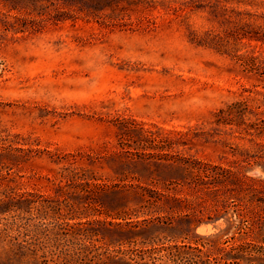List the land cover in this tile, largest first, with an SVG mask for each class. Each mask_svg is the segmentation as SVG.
I'll return each mask as SVG.
<instances>
[{"label": "rangeland", "instance_id": "1", "mask_svg": "<svg viewBox=\"0 0 264 264\" xmlns=\"http://www.w3.org/2000/svg\"><path fill=\"white\" fill-rule=\"evenodd\" d=\"M0 264H264V0H0Z\"/></svg>", "mask_w": 264, "mask_h": 264}, {"label": "trees", "instance_id": "2", "mask_svg": "<svg viewBox=\"0 0 264 264\" xmlns=\"http://www.w3.org/2000/svg\"><path fill=\"white\" fill-rule=\"evenodd\" d=\"M196 244H199V245H202V246H206L207 245V242H204V240H197V239H194L193 240ZM182 246H188L187 244H183Z\"/></svg>", "mask_w": 264, "mask_h": 264}]
</instances>
